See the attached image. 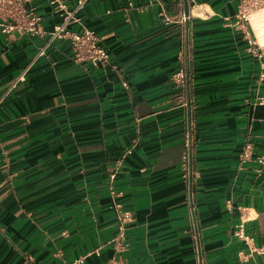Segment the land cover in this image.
<instances>
[{"label": "crops", "instance_id": "0c3cea01", "mask_svg": "<svg viewBox=\"0 0 264 264\" xmlns=\"http://www.w3.org/2000/svg\"><path fill=\"white\" fill-rule=\"evenodd\" d=\"M32 6L45 31L59 22L50 0ZM236 6L91 0L69 29L93 30L109 67L74 63L67 41L37 57L45 37L0 33V97L17 82L0 106V264H197L180 170L188 114L173 82L187 54L199 257L264 264V47L228 22ZM182 7L194 15L187 52L184 28L162 22Z\"/></svg>", "mask_w": 264, "mask_h": 264}, {"label": "built area", "instance_id": "2783aa9c", "mask_svg": "<svg viewBox=\"0 0 264 264\" xmlns=\"http://www.w3.org/2000/svg\"><path fill=\"white\" fill-rule=\"evenodd\" d=\"M34 0H0V33L10 37L15 34L25 37H45L44 46L38 51L37 57H42L45 52L55 42L67 41L72 53L73 62L79 65H86L91 68L109 67L111 65V56L107 50L100 44V39L94 34L93 30H84L82 33L70 31V27L75 24H81L79 13L84 9L86 4L91 0H75V6L71 8L69 0H50V14L59 18V22L53 25L50 31H45L42 27L43 15L36 11L32 6ZM236 13L228 22H233L234 26L239 28L242 25L248 26L252 37L250 15L264 7V0H236ZM194 15L192 10L183 7L175 16L162 14V22L165 25L178 24L184 28L185 52L189 50L191 26L190 22ZM255 38V37H254ZM187 48V50H186ZM174 84L179 87L183 93V105L187 109L186 128L184 131V150L181 155V179L185 185L186 198L188 203V216L190 220L191 238L198 254L197 264H202L199 257L200 249V232L196 217V204L194 187L198 178V173L194 167V124L191 117L192 110V68L191 57L186 55L184 66L173 76ZM16 81L10 85L9 89L0 97V106L7 98L9 92L16 85ZM122 86L127 89V83ZM251 146L245 145L241 155V162L251 161ZM131 150L126 151L129 155ZM123 155V157L125 156ZM123 158L117 162L110 170L107 178L108 192L111 198L116 196L115 179L122 166ZM260 165H264V156L256 160ZM120 204H115V208L121 210ZM130 219L127 213L123 216V221ZM240 238H245L241 231L237 233ZM120 241L123 242V235H120ZM82 259L77 263L81 264ZM116 264V260L112 261Z\"/></svg>", "mask_w": 264, "mask_h": 264}, {"label": "bare ground", "instance_id": "6f19581e", "mask_svg": "<svg viewBox=\"0 0 264 264\" xmlns=\"http://www.w3.org/2000/svg\"><path fill=\"white\" fill-rule=\"evenodd\" d=\"M249 20L256 42L264 47V7L252 13Z\"/></svg>", "mask_w": 264, "mask_h": 264}]
</instances>
